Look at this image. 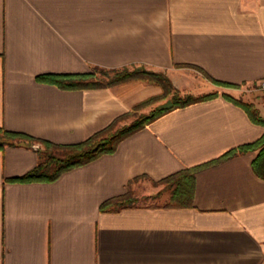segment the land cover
Here are the masks:
<instances>
[{"label": "crops", "instance_id": "crops-1", "mask_svg": "<svg viewBox=\"0 0 264 264\" xmlns=\"http://www.w3.org/2000/svg\"><path fill=\"white\" fill-rule=\"evenodd\" d=\"M132 65L217 94L50 181L13 180L38 163L33 145L0 148V264H264L260 149L198 170L191 205L100 207L138 178L160 180L264 134L224 93L263 118L264 99L207 77L239 86L264 79V0H0V126L82 141L159 87L65 89L38 76Z\"/></svg>", "mask_w": 264, "mask_h": 264}, {"label": "trees", "instance_id": "trees-1", "mask_svg": "<svg viewBox=\"0 0 264 264\" xmlns=\"http://www.w3.org/2000/svg\"><path fill=\"white\" fill-rule=\"evenodd\" d=\"M101 73L98 77L97 74ZM207 75L206 73H204ZM207 77L218 85L236 86L230 82H225ZM39 79L49 81L65 89L97 88L120 85L135 80H144L162 88V94L158 98H165L171 95L168 105H160L149 113L136 114L142 106L156 99L155 96L135 104L133 108L118 117L109 125L98 130L82 141L75 143H56L47 139L38 138L27 132L7 129L0 126V148L16 143H27L30 145L39 144V161L23 176L13 180L19 181H50L58 178L63 172L72 168L86 164L99 156L113 153L121 140L145 127L159 116L168 111L188 105L195 101L208 99L217 94L209 92L194 96L192 94L181 95L172 80L162 72L149 70L144 67L129 69L127 66L121 68H105L93 66L90 71L77 73L44 74L38 76ZM230 100L243 106L251 118L264 125V118L257 108L248 102L237 99L230 94L224 93ZM134 116L128 124L119 125L126 118ZM260 149L257 158L253 162L255 170L264 176V134L253 142L242 144L232 148L209 162L187 167L178 172L172 173L164 178L172 188L170 199L166 206H186L191 205L194 193L195 175L201 168L216 163L220 160L232 157L238 153ZM137 198L133 195L129 186L124 194L111 197L101 204L102 211H117L125 207L136 205Z\"/></svg>", "mask_w": 264, "mask_h": 264}, {"label": "rangeland", "instance_id": "rangeland-1", "mask_svg": "<svg viewBox=\"0 0 264 264\" xmlns=\"http://www.w3.org/2000/svg\"><path fill=\"white\" fill-rule=\"evenodd\" d=\"M127 67L129 69H133L134 67H137V68L144 67V68L149 69V70H154L157 72L165 73L163 71L148 68L145 65H132V66H127ZM100 75H101V73L99 72L97 74V76L99 77ZM151 84H153V83H151ZM221 86H224V85H221ZM157 87H159L160 91L157 94L152 95V96H155L156 99H154L153 101L142 106V108H140L137 111V113H136L137 115L140 113H149L153 109L157 108V106L169 104L168 101H169V98L171 95H168L165 98H158L162 94V88L160 86H157ZM225 87L237 88V89L241 90V92H243V93H248V94H250L252 96H256V97L261 96L264 99V92L255 84H251V85H247V86L236 85V86H225ZM177 89L179 90L181 95L192 94L194 96H198V95L206 94L205 92H200V91L194 90V89L183 90V89H180L178 87H177ZM152 96H149V97H152ZM133 119H134V116L126 118L119 125L128 124ZM172 188L173 187H171L166 181H163L162 179L152 180L150 178H145V177H141V178L136 179L135 182L133 183V185H131V190L133 192V195L137 198V200L135 202L136 205H138V204L139 205H150V206H152V205H163L169 201Z\"/></svg>", "mask_w": 264, "mask_h": 264}, {"label": "built area", "instance_id": "built-area-1", "mask_svg": "<svg viewBox=\"0 0 264 264\" xmlns=\"http://www.w3.org/2000/svg\"><path fill=\"white\" fill-rule=\"evenodd\" d=\"M258 87L264 92V79L259 82Z\"/></svg>", "mask_w": 264, "mask_h": 264}, {"label": "water", "instance_id": "water-1", "mask_svg": "<svg viewBox=\"0 0 264 264\" xmlns=\"http://www.w3.org/2000/svg\"><path fill=\"white\" fill-rule=\"evenodd\" d=\"M36 149H39V145L38 144H35L33 145Z\"/></svg>", "mask_w": 264, "mask_h": 264}]
</instances>
